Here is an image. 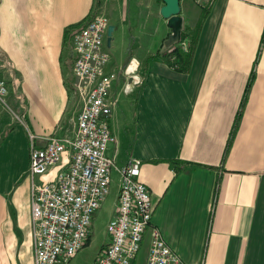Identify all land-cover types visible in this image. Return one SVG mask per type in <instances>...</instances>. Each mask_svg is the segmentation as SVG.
Returning a JSON list of instances; mask_svg holds the SVG:
<instances>
[{"label": "crops", "instance_id": "0c3cea01", "mask_svg": "<svg viewBox=\"0 0 264 264\" xmlns=\"http://www.w3.org/2000/svg\"><path fill=\"white\" fill-rule=\"evenodd\" d=\"M163 3L0 0V71L10 86L0 99V264H34L30 149L75 133L72 34L93 13L114 25L108 154L117 166L139 161L152 225L186 263L264 264V0H180L178 39L195 37L189 70L160 54L173 33ZM150 235L133 264H147Z\"/></svg>", "mask_w": 264, "mask_h": 264}, {"label": "built area", "instance_id": "2783aa9c", "mask_svg": "<svg viewBox=\"0 0 264 264\" xmlns=\"http://www.w3.org/2000/svg\"><path fill=\"white\" fill-rule=\"evenodd\" d=\"M109 25L107 15L93 13L72 35V89L80 106L74 135H51L45 146L30 149L34 264H70L85 246L109 193L113 168L121 182L115 213L106 225L110 241L91 264H133L148 228L147 264H189L151 223L154 204L147 185L137 178L139 161L117 166L108 154L116 142L109 126L115 105L110 91L119 76L118 70L108 69ZM189 42L186 37L178 45L187 51ZM9 94L0 71V99L7 100Z\"/></svg>", "mask_w": 264, "mask_h": 264}, {"label": "rangeland", "instance_id": "374dc122", "mask_svg": "<svg viewBox=\"0 0 264 264\" xmlns=\"http://www.w3.org/2000/svg\"><path fill=\"white\" fill-rule=\"evenodd\" d=\"M73 35V34H72ZM127 35H125L124 29L119 31L117 35V41L122 46V49L125 47ZM72 42V41H71ZM73 49V48H72ZM71 68L73 62L70 63ZM67 67V71H69V67ZM70 72V71H69ZM72 72V71H71ZM18 89L16 93H18ZM23 113H20V117ZM72 126V124H71ZM18 170H15V174ZM11 173V171H10ZM18 181V180H17ZM120 174L117 169L113 168L112 175H111V182H110V190L109 193L103 202L101 208L97 211L96 216L94 218V222L92 225V238L91 242L85 245L82 249H80L70 264H89L91 261L94 260L98 251L100 250L101 246L108 241L109 234L106 229V225L110 217L114 214V211L117 207L118 202V193L120 189ZM146 238V237H145ZM147 239H144L142 243V247L137 255V258H144L146 250H147ZM148 257V255H147ZM137 260V259H136Z\"/></svg>", "mask_w": 264, "mask_h": 264}, {"label": "trees", "instance_id": "16d2710c", "mask_svg": "<svg viewBox=\"0 0 264 264\" xmlns=\"http://www.w3.org/2000/svg\"><path fill=\"white\" fill-rule=\"evenodd\" d=\"M185 36H186L185 34H182V37L180 39H177L174 41L167 39L164 42L160 50V54L163 55L170 62L171 65L181 70H189L190 65H191L192 56H193L194 45H195V37H194L192 38L189 44L187 52L186 53L182 52V49L180 48L178 44L182 39L185 38ZM241 109L242 107L240 108L239 111H241ZM229 146H230V141L224 153V158L226 157L228 153ZM177 170H179L178 167H177ZM89 240H90V237L88 238L85 245L88 244Z\"/></svg>", "mask_w": 264, "mask_h": 264}, {"label": "water", "instance_id": "95a60500", "mask_svg": "<svg viewBox=\"0 0 264 264\" xmlns=\"http://www.w3.org/2000/svg\"><path fill=\"white\" fill-rule=\"evenodd\" d=\"M163 5L160 8L161 15L168 20V24L171 26L173 33L170 35L171 40H177L180 37L183 19L180 15L181 4L180 0H163ZM114 25L110 24L107 30V43L111 44L112 32ZM132 69L130 66L127 67L126 71L130 72ZM138 78L135 75L129 77L127 88L130 87L131 83L137 81Z\"/></svg>", "mask_w": 264, "mask_h": 264}, {"label": "clouds", "instance_id": "9594fccd", "mask_svg": "<svg viewBox=\"0 0 264 264\" xmlns=\"http://www.w3.org/2000/svg\"><path fill=\"white\" fill-rule=\"evenodd\" d=\"M125 91H128V89H126Z\"/></svg>", "mask_w": 264, "mask_h": 264}]
</instances>
